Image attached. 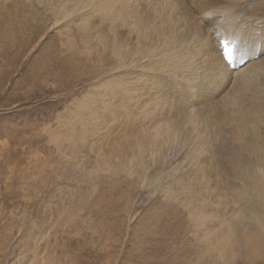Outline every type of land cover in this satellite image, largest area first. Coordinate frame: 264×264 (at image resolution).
Returning <instances> with one entry per match:
<instances>
[{"label": "rangeland", "instance_id": "rangeland-1", "mask_svg": "<svg viewBox=\"0 0 264 264\" xmlns=\"http://www.w3.org/2000/svg\"><path fill=\"white\" fill-rule=\"evenodd\" d=\"M49 1L0 0V264H264V71L256 66L250 77L232 74L230 82L217 84L218 79L207 85L205 70L187 64L196 59L194 51H188L191 58L170 59L174 51L163 47V34L136 19L127 37L121 10L110 14L101 9L108 0ZM111 1L138 9L144 19L150 18L152 4L162 8L167 3ZM168 1L174 15L183 11L204 26L210 22L212 33L229 34L233 26L228 20L237 16L236 24L246 26L241 14L248 0L237 7L220 0ZM52 4L64 17L52 15ZM223 7L230 12H222ZM246 18L247 25L256 21ZM179 29L173 32L184 52L190 36ZM102 35L127 37L151 56L159 50L163 61L154 66L153 58L152 69L145 72L153 101L172 123L195 115L201 122L196 130L202 131L197 145L191 142L194 131L181 147L134 151L141 166L127 161L134 152L122 135L118 109L110 114L103 106L113 102L107 94L119 93L124 76L104 50ZM260 57L254 53L253 61ZM131 78L132 73L125 77L127 86ZM183 92L188 94L184 100ZM197 111L210 118V126L202 127ZM108 155L114 159L104 162Z\"/></svg>", "mask_w": 264, "mask_h": 264}, {"label": "bare ground", "instance_id": "bare-ground-1", "mask_svg": "<svg viewBox=\"0 0 264 264\" xmlns=\"http://www.w3.org/2000/svg\"><path fill=\"white\" fill-rule=\"evenodd\" d=\"M37 1V0H36ZM44 2V0H41ZM49 1V0H48ZM52 0L49 1V3H51ZM72 1V0H71ZM75 1V0H74ZM79 1V0H78ZM83 1V0H82ZM93 4L96 3L95 0H93ZM98 1V0H97ZM103 2L105 0H102ZM163 1V0H162ZM161 1V2H162ZM167 3H169L170 1L166 0ZM165 1V2H166ZM199 1V0H198ZM222 4H224L225 6H230V7H237V4L241 6V3L243 4V2H245V0H220ZM247 1V0H246ZM249 3H248V7L246 10H243L242 12L246 15H242V19L241 20H244V24H246V26L242 27L243 25L241 24L240 26L236 24V19L237 17L234 19V20H228V23L230 21V26H233V30L227 34V33H223V32H220V31H214L213 33L208 31V26L210 24V22H207L204 26V24H201L198 20L194 21V18L189 16L188 18L185 17L184 13L180 12V13H177L176 15H174V13H176V11L174 12V7H173V4L172 2L167 4V3H164L163 1V4H166L165 6L167 7L168 11H170V15L168 13L167 15V9L164 10L163 7L165 6H162L159 7L157 4L156 5H151V8L149 11H148V14H149V17L150 18H140L143 14L136 8L134 7H131L128 8L127 6H125V3L123 2H120V4H115L113 1L111 0H108L105 2V6H103V8L101 7V9L107 13H110V11H112L113 9L115 11H117L118 9L121 10L123 16H124V19L125 21L127 22L128 24V31H127V37H128V32H129V29L131 27V22L133 19H136L137 20V24L138 25H141V26H149L150 24L152 25V28H157V32H161V34H163V37L160 33H157L156 34H160L161 35V40L164 39L167 43H165V45L163 46L164 48H168L167 45L169 46V51H174V54L172 55H169V58L172 59L174 57H181L183 59V56H186L188 55V58L190 56L189 52L188 51H194L193 56L194 58L196 57V59H194L192 62L189 61V63L187 64H195L196 68H200V69H203L205 70L204 74L206 73V80L208 81L207 85L211 84V81L212 83H215V81L219 79V83L217 84H220L223 80L224 81H227L228 78V82H230V78L232 74H236L235 76H237V74H240L242 75L241 77H244L243 75H246L247 77H250L252 76L253 74H256V66H258V69L261 68L262 71H264V0H248ZM31 2V0H30ZM66 2V1H65ZM73 2V1H72ZM101 1L99 0L98 3H100ZM103 2L101 4H103ZM38 3H40L38 1ZM42 3V2H41ZM53 3V2H52ZM29 4V3H28ZM37 4V3H36ZM47 4V3H46ZM71 4V2H70ZM77 4L78 3H74ZM83 4V2H82ZM80 4V7L81 5ZM92 4V3H90ZM162 4V5H163ZM191 4V3H190ZM44 5V4H43ZM48 5V4H47ZM51 5V4H49ZM48 5V7H49ZM98 5V10L100 9L99 7V4H96ZM31 6V4L29 5ZM39 6V5H38ZM42 6V5H41ZM53 6V4H52ZM64 6V4H63ZM161 6V5H160ZM74 7V6H72ZM70 7V8H72ZM79 7V8H80ZM95 7V6H94ZM52 9L54 8L53 10V14L52 15H55L56 17H59L60 19L62 17H64V13L61 15V13L63 12L62 10H59V6H53L51 7ZM97 8V7H96ZM47 9V8H46ZM45 9V10H46ZM51 9V10H52ZM66 9V8H65ZM222 9V8H221ZM44 10V9H43ZM49 10V9H48ZM67 10V9H66ZM65 10V11H66ZM71 10V9H70ZM97 10V11H98ZM230 12V10L226 7H223L222 9V12L223 11H227ZM242 10V9H241ZM258 10L260 11L258 13H256ZM32 11V9H31ZM42 11V10H41ZM50 11V10H49ZM166 11V12H165ZM68 12V11H67ZM101 12V10L99 11ZM103 12V13H105ZM215 12V11H214ZM221 12V11H220ZM46 13V11H45ZM152 13V14H151ZM166 14L168 17H165L163 16V14ZM186 13V12H185ZM192 13V12H191ZM111 14V13H110ZM164 14V15H165ZM188 14V12L186 13ZM51 15V13H50ZM68 15V14H66ZM72 15V14H71ZM109 15V14H108ZM114 15V14H113ZM189 15V14H188ZM191 15V14H190ZM194 15V14H193ZM240 15V14H238ZM35 16V15H34ZM73 16V15H72ZM187 16V15H186ZM250 17V16H253L254 18H256L255 20L256 21H252L251 23H249L250 25H247L246 23V20L248 18L246 17ZM256 16V17H255ZM53 17V16H52ZM67 19H68V16H66ZM105 17H107L105 15ZM115 17V16H113ZM58 18V20H59ZM110 18V17H108ZM193 18V20H192ZM85 19V18H84ZM111 19V18H110ZM155 20V23H151V20ZM225 17L222 16V20L225 21ZM57 20V21H58ZM70 20V19H69ZM68 20V21H69ZM236 20V21H235ZM56 21V22H57ZM61 21V20H59ZM55 22V20H53V23ZM179 22V23H178ZM216 22V21H215ZM227 22V21H226ZM59 23V22H58ZM56 23V24H58ZM67 24V23H66ZM25 25H26V28L29 30V25H28V22L25 21ZM69 25V24H67ZM71 25V24H70ZM72 27V26H71ZM179 27H182L181 30H185V33L187 35L190 36V39H187L185 40L184 44L185 46L183 47V50L184 52L181 51L182 48L179 47V45L181 43H179L177 40H175V35H174V32L173 30H177L178 33H180V29ZM206 27V28H205ZM69 28V27H68ZM178 28V29H177ZM88 29V28H87ZM211 29V28H210ZM89 31V29L87 30ZM256 31V33H255ZM32 32V31H31ZM68 32V31H67ZM225 32V31H224ZM88 33V32H87ZM102 33V32H100ZM99 33V35H100ZM176 33V32H175ZM103 34V33H102ZM185 34V35H186ZM149 35V32H146V36ZM33 36V35H32ZM116 36V35H115ZM181 36V35H180ZM232 36L233 38L236 37L237 40L240 39V43H238L236 45L237 47V54L233 48V66L232 67H235L236 64L240 63V62H243V63H246L247 61H249L250 59H246L247 57V53L249 52L250 50V47L252 49L251 51V55H252V62H248L247 64H244V66L242 68H235V69H229L230 66L224 62V58H223V53H222V50L223 48L220 47V41L222 39L226 40V38L228 39H232ZM30 37V36H29ZM100 37V36H99ZM102 37V40L103 38V35L101 36ZM114 37V36H113ZM123 37V36H122ZM127 37H125L124 39H112L110 40L106 38H104L106 40V42L108 43L107 40L111 41V43H105L106 45V48L104 47V50H107L109 53H110V58L112 60V62L114 63V68H118L120 66V70L122 71L121 73V76H124L123 79H121V82H120V91L118 94H116L114 91L112 93L109 92V94H107L108 99H111L113 100V102L111 103V101H108V104L107 106H104L105 110H108L109 113L111 114L112 111L116 108V110L118 109L117 111V114H118V118L120 120V126H121V132L123 133L122 135L126 136L127 137V141L130 140L127 144V146H129L130 148H133V152L134 151H138L139 153H143V154H146L147 152L151 153V152H161L162 150L165 149V147L167 146H172L174 145L175 143L178 145V147H181L185 144L186 142V138H189L191 135V133H194V131H197L196 135H193V139L191 140V142H194L195 139H199V141H201L200 139L201 136L199 135L202 131H199L198 129L196 130L197 126H200V123L199 121H197V117L195 115H189L188 118L186 120H183V121H178V122H174L172 123V119H167L165 117H163L165 115V111L164 112H158L157 109H159L158 107L160 105H157V103L154 100V96L153 94L151 93H155L152 91V88H151V85L149 84L148 81H151V78H149L148 75H145V72L147 69H152L151 67V63H152V59L155 58V62L153 63L154 66H157V61L160 59V61H163V55L159 54V50L156 51V53L154 55H150L149 51L148 50H145V47H143L142 45H139V44H130L127 42ZM183 37V36H182ZM239 37V39H238ZM160 38V36L158 35V39ZM30 39V38H29ZM181 39V38H179ZM160 40V39H159ZM236 40V39H235ZM236 40V42H237ZM180 41V40H179ZM163 42V43H164ZM177 42L179 44H177ZM161 43V42H160ZM229 45V44H228ZM183 46V45H181ZM230 46V45H229ZM26 47V46H24ZM108 48V49H107ZM157 48L160 49L162 48V43L161 45H159V42L157 43ZM177 49V50H176ZM259 50V51H258ZM179 51V52H177ZM241 52V53H240ZM244 52V53H242ZM261 53V59L259 61H256L255 60L253 61V57H254V53ZM112 53H113V57L118 60L120 59V63L115 61L112 57ZM170 53V52H169ZM240 53V58H238V54ZM165 54V53H163ZM167 56V57H168ZM166 57V56H165ZM169 59V61H170ZM181 59V60H182ZM168 60V59H167ZM176 60V59H174ZM258 60V59H257ZM173 61V60H172ZM174 62V61H173ZM177 62V61H176ZM191 62V63H190ZM167 63V62H166ZM170 63V62H169ZM119 64V65H118ZM184 64V63H183ZM227 64V65H226ZM165 66V62L163 64ZM171 65V64H170ZM178 65V64H177ZM180 65V64H179ZM178 65V66H179ZM175 66V65H174ZM177 67V66H176ZM188 67V66H186ZM192 67V66H191ZM190 67V69H192ZM187 69V68H186ZM190 69H188L190 71ZM195 69V68H194ZM132 70V71H131ZM149 70V71H150ZM193 70V69H192ZM196 70V69H195ZM152 72V71H151ZM182 72V71H180ZM188 72V71H187ZM201 72V70H200ZM132 73L133 74V78H131V81L129 82V86L126 85V79L125 77ZM197 73V72H196ZM264 74V73H263ZM178 75V74H177ZM180 75V74H179ZM193 75V74H192ZM195 75V74H194ZM201 75V74H200ZM203 75V74H202ZM245 76V77H246ZM144 77V78H143ZM160 77V76H159ZM182 77V76H181ZM239 78V77H238ZM237 78V79H238ZM183 79V78H181ZM180 79V80H181ZM191 79V78H189ZM205 79V78H204ZM236 79V80H237ZM153 80V79H152ZM195 80V79H194ZM192 80V81H194ZM141 81V84L138 85V83H140ZM164 81V80H163ZM162 81V82H163ZM196 81V80H195ZM232 81V80H231ZM238 82L241 81V80H237ZM191 82V81H190ZM237 82V84H238ZM179 83V82H177ZM233 83V82H232ZM231 83V85H232ZM243 83L245 84V82L242 80V82H240V84ZM147 84H149L147 86ZM197 84V83H196ZM216 84V85H217ZM239 84V85H240ZM154 85V84H153ZM157 85V84H156ZM169 85V84H168ZM179 85V84H178ZM199 85V84H198ZM261 85V84H260ZM173 86V84H172ZM182 86V85H181ZM188 86V85H187ZM185 86V87H187ZM134 87V89L132 91H127L125 94L123 93L125 90H127L128 88H132ZM158 87V86H157ZM156 87V89H157ZM178 87V86H177ZM200 87V85H199ZM205 87V86H204ZM111 88V87H110ZM151 88V89H150ZM231 88V87H230ZM234 87H232L233 89ZM238 88V87H237ZM194 89V88H193ZM243 89V87H242ZM112 90V89H111ZM155 90V88H154ZM180 90V89H179ZM182 90V89H181ZM180 90V91H181ZM186 90V89H185ZM183 90V91H185ZM198 90V89H197ZM231 90V89H230ZM258 90V89H257ZM161 91V90H160ZM175 91V90H174ZM178 91V90H177ZM199 91V90H198ZM234 91V90H233ZM197 92V91H196ZM232 92V91H230ZM235 92H237L238 94L241 93L239 89H237ZM235 92L231 93V94H236ZM184 93V92H183ZM186 93V91H185ZM184 93V94H185ZM189 93V92H188ZM191 93V92H190ZM162 94V92H161ZM160 94V95H161ZM163 95H164V92H163ZM180 95V93H179ZM262 95V94H261ZM184 98H182L183 100L185 99L186 94L185 95H182ZM198 96V95H197ZM231 96V95H230ZM210 97V96H209ZM166 98V97H165ZM191 98V97H190ZM233 98V97H232ZM235 98V96H234ZM156 99V97H155ZM188 99V98H187ZM230 99V98H229ZM240 99V98H239ZM163 101V99L160 98V101ZM102 101V100H101ZM100 101V102H101ZM119 101V102H118ZM169 101V100H168ZM186 101V100H185ZM184 101V102H185ZM189 102V100H187ZM186 101V102H187ZM103 102V101H102ZM158 103H162V102H159L157 101ZM227 102V101H226ZM229 102V101H228ZM165 103V102H164ZM99 104V103H98ZM214 104V103H212ZM162 106H164L163 104H161ZM186 105V103H185ZM225 105V103H224ZM228 105V104H226ZM161 106V107H162ZM187 106H188V103H187ZM185 106V110H186V107ZM189 106L191 107V103L189 104ZM209 106V105H208ZM160 107V108H161ZM169 107V106H168ZM211 107V106H210ZM230 107V106H229ZM165 108V106L163 107V109ZM189 108V107H188ZM98 109V108H97ZM216 109V108H215ZM104 110V109H103ZM102 110V111H103ZM165 110V109H164ZM184 110V111H185ZM191 110V108H190ZM219 110V109H218ZM95 111V110H94ZM98 111V110H97ZM172 111V110H171ZM217 111V110H216ZM232 111V110H231ZM106 112V111H105ZM254 112V111H253ZM173 113V112H172ZM188 112L186 111V114ZM198 113V111H197ZM204 113H206L204 111ZM245 113V112H244ZM191 114V113H190ZM194 114H196L194 112ZM202 114V113H201ZM200 112L198 113V115H200L202 118H200L203 122L202 127H206V126H210V123L208 122L210 120L209 117V120L208 119H205L203 115H201ZM215 114V113H214ZM91 115V114H90ZM98 116V115H97ZM169 116V114H168ZM173 115H171L172 117ZM206 116V115H205ZM93 118V116H92ZM214 118V117H213ZM175 119V118H174ZM178 118H176L177 120ZM106 120V118H105ZM208 120V121H207ZM116 122V121H115ZM212 122V121H211ZM93 123V122H92ZM213 123V122H212ZM211 123V125H212ZM101 125V124H100ZM108 125V123H107ZM186 127L189 128V132L187 135H184L187 131H186ZM109 128V127H108ZM111 128V127H110ZM185 131V133H184ZM199 131V132H198ZM93 132V131H92ZM110 132V131H109ZM112 132V131H111ZM120 132V133H121ZM184 133V134H183ZM207 134V133H206ZM121 135V134H120ZM217 136V135H216ZM125 137V138H126ZM129 137V139H128ZM223 138V137H222ZM89 141V140H88ZM198 144H200L199 142H197ZM216 143V142H215ZM109 144V143H108ZM193 144V143H192ZM195 144V142H194ZM197 145V144H195ZM213 145V144H212ZM110 146V145H109ZM112 146V145H111ZM191 146V145H190ZM193 146V145H192ZM126 146L124 145V149ZM196 147V146H195ZM214 147V146H213ZM108 148V147H107ZM110 148V147H109ZM191 148V147H190ZM189 148V149H190ZM200 150V149H199ZM213 150V149H212ZM104 151V150H102ZM109 151V150H108ZM196 152H198L196 149H195ZM105 152V151H104ZM126 152V151H125ZM186 152V151H185ZM195 152V153H196ZM101 153V152H100ZM108 153V152H107ZM111 152H109L110 154ZM188 153V151H187ZM192 153V152H191ZM153 154V153H152ZM156 154V153H155ZM103 155V153H102ZM112 155H114L112 153ZM112 155H108L107 158L104 159V162L105 160H107V162H111L114 157H112ZM197 155H200V154H197ZM208 155V154H207ZM187 156V155H186ZM184 156V157H186ZM189 156V155H188ZM192 157V156H191ZM195 157V156H194ZM100 158V156H99ZM127 158V157H126ZM129 158V159H128ZM127 158V161L128 160H132L133 162H135L137 165L141 166L142 163H141V157L136 155V153L134 152V154L128 156ZM143 158V157H142ZM183 158V157H182ZM192 159L190 158L189 156V160ZM216 159V158H215ZM144 160V159H143ZM142 160V161H143ZM187 160V158H186ZM122 161H126L125 158L122 159ZM192 161V160H191ZM211 161V160H210ZM99 162V161H98ZM131 162V161H130ZM180 162V161H179ZM186 163V161H184ZM190 162V161H189ZM198 162V161H197ZM127 162H125L126 164ZM134 163V164H135ZM194 163V162H193ZM129 164V163H128ZM131 164V163H130ZM179 164V163H178ZM187 164V163H186ZM199 164V163H198ZM217 164V163H216ZM100 165V164H99ZM191 165V163H190ZM102 166V165H101ZM108 166V165H106ZM198 167V165H196ZM213 167V166H212ZM104 169V168H103ZM195 169V168H194ZM197 169V168H196ZM200 169V168H199ZM198 170V169H197ZM189 172V171H188ZM195 172V171H194ZM209 173V172H208ZM186 174V173H185ZM188 174V173H187ZM194 175H192V178H193ZM204 177V176H203ZM186 178V177H185ZM190 178V177H189ZM195 182V181H194ZM200 183V182H199ZM187 185V183H185ZM196 184V183H195ZM184 186V185H183ZM182 186V187H183ZM186 187V186H185ZM201 187V186H199ZM211 187V186H210ZM190 188V187H189ZM215 188V187H214ZM182 189V188H181ZM191 189V188H190ZM194 189V188H193ZM197 189V188H196ZM175 190V189H174ZM188 190V189H187ZM207 189H205L206 191ZM209 190V189H208ZM177 191V189H176ZM179 191V190H178ZM182 191V190H181ZM201 191V190H200ZM199 191V192H200ZM196 192V191H195ZM202 192V191H201ZM208 192V191H207ZM184 193V192H183ZM173 194V193H172ZM188 195V193H186ZM209 194V193H208ZM191 195V194H190ZM201 196V195H200ZM207 196V195H206ZM189 197V196H188ZM187 197V198H188ZM191 197V196H190ZM193 197V196H192ZM198 197L196 196V199ZM186 199V198H185ZM202 199V198H201ZM221 200V199H220ZM198 201V200H196ZM199 203V202H198ZM208 203V202H207ZM195 204V203H194ZM211 204H214V203H211ZM196 205V204H195ZM198 205V204H197ZM210 205V203H209ZM208 205V206H209ZM204 206V205H202ZM201 206V208H202ZM200 209V208H199ZM204 211V210H203ZM206 212V211H205ZM211 216V215H210ZM213 217V216H212ZM227 241V240H226ZM224 240H221V243H224L225 242Z\"/></svg>", "mask_w": 264, "mask_h": 264}, {"label": "snow or ice", "instance_id": "snow-or-ice-1", "mask_svg": "<svg viewBox=\"0 0 264 264\" xmlns=\"http://www.w3.org/2000/svg\"><path fill=\"white\" fill-rule=\"evenodd\" d=\"M224 44L223 52L226 59L230 58L232 56L233 49L228 46L227 41L222 42Z\"/></svg>", "mask_w": 264, "mask_h": 264}]
</instances>
